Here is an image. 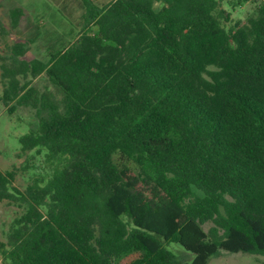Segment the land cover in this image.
<instances>
[{
	"label": "trees",
	"instance_id": "16d2710c",
	"mask_svg": "<svg viewBox=\"0 0 264 264\" xmlns=\"http://www.w3.org/2000/svg\"><path fill=\"white\" fill-rule=\"evenodd\" d=\"M80 2L77 39L47 60L23 42L0 56L7 112L34 111L20 150L45 167L24 189L0 169L23 208L3 264H181L171 242L189 264L264 255V0Z\"/></svg>",
	"mask_w": 264,
	"mask_h": 264
},
{
	"label": "rangeland",
	"instance_id": "374dc122",
	"mask_svg": "<svg viewBox=\"0 0 264 264\" xmlns=\"http://www.w3.org/2000/svg\"><path fill=\"white\" fill-rule=\"evenodd\" d=\"M102 1V0H100ZM258 1H249L230 10L229 26L236 20L245 21L256 10ZM18 7L22 10L18 25L12 27L10 10ZM83 9L80 0H0V56L8 53L7 47L16 42L25 43L24 59L37 58L47 60L49 53L59 50L75 41L80 33V16ZM1 62V59H0ZM33 83L42 89L47 81L36 77ZM3 84L0 80V97ZM33 109L16 106L8 113L0 98V169L15 168L14 185L24 189L36 174H45L41 155L32 151L20 150L19 136L24 134L34 121ZM22 206L0 199V241H5L6 230L11 220L22 212ZM211 223L203 224L205 230ZM175 252L181 264H189L192 254L186 252L177 243L168 246ZM138 253L131 252L121 261L128 264ZM0 264L3 260L0 255ZM208 264H264V255H253L242 252L221 251L210 258Z\"/></svg>",
	"mask_w": 264,
	"mask_h": 264
}]
</instances>
